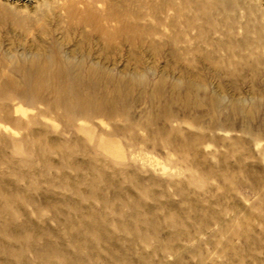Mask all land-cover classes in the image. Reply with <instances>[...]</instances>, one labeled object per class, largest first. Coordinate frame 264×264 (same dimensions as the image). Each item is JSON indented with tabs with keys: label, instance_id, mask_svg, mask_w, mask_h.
I'll return each mask as SVG.
<instances>
[{
	"label": "rangeland",
	"instance_id": "1",
	"mask_svg": "<svg viewBox=\"0 0 264 264\" xmlns=\"http://www.w3.org/2000/svg\"><path fill=\"white\" fill-rule=\"evenodd\" d=\"M0 124V264H264V0H0Z\"/></svg>",
	"mask_w": 264,
	"mask_h": 264
},
{
	"label": "bare ground",
	"instance_id": "2",
	"mask_svg": "<svg viewBox=\"0 0 264 264\" xmlns=\"http://www.w3.org/2000/svg\"><path fill=\"white\" fill-rule=\"evenodd\" d=\"M15 110H16V112H18V111H20V112H23V113H25L27 110L24 108V107H22L21 105H18V106H16V108H15ZM0 128H3L4 130H6V131H11V129L9 128V126L7 127V126H2L1 124H0ZM86 131H87V129H85ZM101 146H102V148L105 150V151H110V149H111V147L113 146H111V144H109L108 143V141L106 142L105 140L104 141H102V143H101ZM117 148V147H116ZM117 151H116V154H119V155H121V153H120V151H118V149H116Z\"/></svg>",
	"mask_w": 264,
	"mask_h": 264
}]
</instances>
